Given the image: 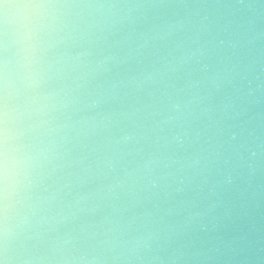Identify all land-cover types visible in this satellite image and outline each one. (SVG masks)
<instances>
[{
	"label": "clouds",
	"instance_id": "9594fccd",
	"mask_svg": "<svg viewBox=\"0 0 264 264\" xmlns=\"http://www.w3.org/2000/svg\"><path fill=\"white\" fill-rule=\"evenodd\" d=\"M0 264H264V0H0Z\"/></svg>",
	"mask_w": 264,
	"mask_h": 264
}]
</instances>
